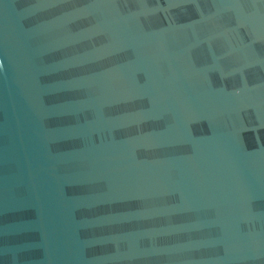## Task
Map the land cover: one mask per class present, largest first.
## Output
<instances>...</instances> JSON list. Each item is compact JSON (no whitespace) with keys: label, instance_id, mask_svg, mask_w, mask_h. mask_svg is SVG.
Here are the masks:
<instances>
[{"label":"water","instance_id":"95a60500","mask_svg":"<svg viewBox=\"0 0 264 264\" xmlns=\"http://www.w3.org/2000/svg\"><path fill=\"white\" fill-rule=\"evenodd\" d=\"M0 264H264V0H0Z\"/></svg>","mask_w":264,"mask_h":264}]
</instances>
